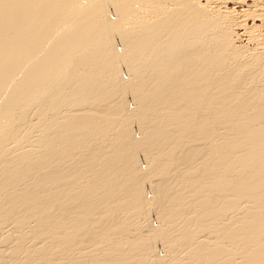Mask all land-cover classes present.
I'll return each mask as SVG.
<instances>
[{"label": "bare ground", "instance_id": "obj_1", "mask_svg": "<svg viewBox=\"0 0 264 264\" xmlns=\"http://www.w3.org/2000/svg\"><path fill=\"white\" fill-rule=\"evenodd\" d=\"M0 264H264V0H0Z\"/></svg>", "mask_w": 264, "mask_h": 264}, {"label": "rangeland", "instance_id": "obj_2", "mask_svg": "<svg viewBox=\"0 0 264 264\" xmlns=\"http://www.w3.org/2000/svg\"><path fill=\"white\" fill-rule=\"evenodd\" d=\"M231 8H233L234 6L233 5H229ZM248 9V7H245V8H240V7H238L237 9H236V11L237 12H239V13H243V10L245 11V10H247ZM110 16L112 17V18H115V16L113 15V13L111 12L110 13ZM249 26H252L253 25V23H252V20H249ZM257 24H259V22H257ZM237 30V31H236ZM235 30V36L233 37V39H234V44L236 45V46H239V47H245V48H249V49H251V48H254V46H253V43L252 42H250V40H249V38H248V36L247 35H245L244 34V31L243 30H238V29H236ZM120 44V43H119ZM119 44L118 43H116V46H117V48H121V46H119ZM124 74H126V73H122V76L124 75ZM121 76V77H122ZM124 77H125V75H124ZM129 106L131 107V108H133L134 107V105L132 104V103H129ZM136 135V137H140V134H139V132L138 131H135L134 132ZM139 164L142 166V167H146L147 166V163L144 161V160H141V161H139ZM151 191L150 190H147L146 191V196L148 197L149 196V198H151ZM152 223V225L153 226H158V223H157V221L156 220H152L151 221ZM155 224V225H154ZM159 254V255H158ZM156 255L157 256H159V257H165V252H163V250L161 249V248H158L157 250H156Z\"/></svg>", "mask_w": 264, "mask_h": 264}]
</instances>
